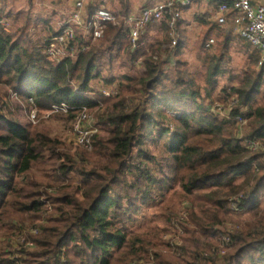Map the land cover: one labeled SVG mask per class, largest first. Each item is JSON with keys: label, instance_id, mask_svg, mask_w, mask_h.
<instances>
[{"label": "trees", "instance_id": "1", "mask_svg": "<svg viewBox=\"0 0 264 264\" xmlns=\"http://www.w3.org/2000/svg\"><path fill=\"white\" fill-rule=\"evenodd\" d=\"M99 9V2L88 3L83 17ZM2 18L0 13V22ZM29 22L14 33L0 23V83L39 109L65 102L71 118L85 106L105 135H94V151L86 161L68 154L56 164L59 142L0 112V221L8 229L0 240V264H133L155 244L129 232L120 219H129L131 206L140 205L137 201L154 200L155 190H164L168 181L184 195L201 192V211L191 210L189 226L181 223L186 236L175 244V252H153L154 264H264V217L259 216L264 196V63L252 60L255 70L221 90L219 98L229 108L228 116H221L210 109V102L205 104L212 91L203 95L170 53L160 59L154 42L143 49L139 75L102 76L101 69L111 71L119 64L124 21L107 25L110 44L104 50L95 49L75 29L69 45L74 54L58 58L46 48L60 26L31 42L25 39ZM213 29L204 28V49L213 44L205 45ZM220 33L226 45L230 32ZM184 42L181 35L175 55ZM127 48V60L133 63L141 49ZM254 52L259 62L258 50ZM221 62L219 55L209 63L207 84L225 73ZM96 78L101 86L94 88ZM111 87L116 93L105 96L102 90ZM237 115L245 120L242 126L233 120ZM148 141L161 144L165 154L152 153ZM52 159L57 165L53 182L68 179L56 193L51 183L30 174L36 163ZM244 211L254 218L239 228L224 225ZM32 218L35 224L26 225ZM13 234L18 237L11 242Z\"/></svg>", "mask_w": 264, "mask_h": 264}, {"label": "rangeland", "instance_id": "2", "mask_svg": "<svg viewBox=\"0 0 264 264\" xmlns=\"http://www.w3.org/2000/svg\"><path fill=\"white\" fill-rule=\"evenodd\" d=\"M89 1L90 0H83V12ZM98 1L100 0H96L95 2ZM73 6V0H0V13L3 17L0 23L7 32L14 33L23 26L27 19H30L27 28L28 33L25 39L27 40V38H29L31 42L38 41V39H42L45 33L49 32L51 29H57L67 18ZM116 25L118 26V23ZM42 26L45 27V29H43ZM223 30L224 26L218 27L216 30L212 31L210 37L214 39V42L209 48L204 49L201 44L205 37L204 29L193 26L190 28L188 36H184V45L180 46L181 51L177 55L174 53L177 46H170V37L167 28L163 30L158 29L155 32L151 29V32H153L152 40L147 39V45L149 42H154L155 48H157L159 50L158 52L161 54L160 59L166 60L168 53H170L169 55H172V57L174 56L173 58L179 59L182 62V64L179 65V69L190 73V77L200 88L203 95H205V90L212 91L210 97L205 100V104L207 105L210 102V109L218 115L229 110L226 102H223L222 98H219V94L222 93L221 90L226 86L236 84L238 79L243 77L244 73L255 70L259 65V62L256 61L258 55H255V48L242 39L235 30L229 33L230 39L228 43L224 45L222 39L223 34L220 33L218 35V33L221 31L223 32ZM80 32H82V36H86L83 38L85 40L89 39L92 46L97 50H104L110 44L105 33L102 39L93 42L91 36L86 33L85 30L81 28L79 33ZM121 40L124 50L120 49V52L116 56V62L119 64L114 65L111 71L105 68L101 69L102 76H114L115 79H117L123 74L139 75L141 73L142 66L140 62L143 57H145L143 49L147 46L137 53L135 62L130 63V60H127L128 43L125 33ZM77 45L78 44L75 43V46ZM147 52L149 53L150 51L147 50ZM219 55L222 57L221 68L225 70V73L218 74L213 83L207 84V67L213 60V57ZM252 60L258 63V65H254ZM98 84H100V81H98L97 78L93 79L92 85L95 86L94 88L101 86ZM261 88L262 90L264 89V84ZM0 112L5 113L10 118H15L31 132H39L40 134L47 135L55 140L56 145H58L59 142V145L56 147V152L57 155L61 157L55 158L56 164L60 161L65 162L68 154L75 156L78 161H86L88 156L93 154V142L89 149H85L74 142L72 133L73 117H69L67 112L52 111L49 110V108L39 109L31 102L15 95L12 89L1 83ZM88 113L93 118V122L96 123L94 113H90L89 111ZM97 127L99 128L100 126L97 125ZM95 134L105 135V131L98 129ZM147 147L152 153L156 154V156L165 154L161 148V144L155 145L152 141H148ZM45 156H48V152H45ZM97 159H99V156H97ZM52 162L53 159L36 163L30 174L39 182L42 181L45 184L51 183V190L56 193L61 191L60 186L67 183L68 179L64 182H53L52 177L56 174L54 167L57 165H52ZM70 176V178L78 180L76 175L70 174ZM72 183V186H76V183ZM172 183L174 184L173 181ZM166 184L169 185H165L164 190H161V192L155 190L153 194L154 200L143 203L137 201L140 205L131 206L128 220H126L125 217L120 219L121 223L126 224L129 232L137 233L141 238L151 240L155 244V246H147V253L144 252L141 260L133 264H154L155 257L153 252H158L162 256H168L175 252V244L182 242V236H186V233H184L181 227V223L189 226L191 222V210L196 213L200 210L197 206V201L200 200V196L197 194L201 192L195 190L193 196H187L182 193L177 185H172L169 181ZM48 189L50 190V188ZM260 200L261 212L259 216L264 217V196ZM51 211L52 210H49V212ZM253 218L254 216H252L251 213L244 211L237 214V216L233 217L231 220H227L224 225L227 226V228H239L242 222L250 221ZM5 222V220L0 221V240L6 236L8 231ZM35 222L36 220L32 218L26 220L25 224L31 226L34 225ZM9 237L11 242H14L18 236L13 234L9 235ZM21 239L19 241H21ZM170 242L174 243L172 247L169 246Z\"/></svg>", "mask_w": 264, "mask_h": 264}, {"label": "built area", "instance_id": "3", "mask_svg": "<svg viewBox=\"0 0 264 264\" xmlns=\"http://www.w3.org/2000/svg\"><path fill=\"white\" fill-rule=\"evenodd\" d=\"M195 0H165L151 6L140 9L136 16H129L124 21L125 36L130 49L138 50L147 46V29L155 21L162 20L167 16V30L170 37V46L176 47L179 43L180 32L177 30V22L183 7ZM212 2L218 12L216 20L223 23L226 13L232 9L237 14L235 22L239 36L250 46L259 52V64L264 63V1L260 4H253L252 0H206ZM83 0H75L73 9L67 18L60 24V32L50 39V44L46 48V53L53 58L72 56L74 49L69 47L71 40L75 36V29L85 30L91 36L93 42L103 38L105 29L109 23H117L115 16L108 10L99 9L91 14L87 19L83 17ZM213 39L209 38L206 46H210ZM83 49V48H82ZM105 96L116 93V88L103 89ZM68 109V104L61 102L51 104L49 110L64 111ZM222 116H228V111ZM236 125H243L244 119L239 115L234 116ZM72 133L74 142L85 149H89L93 142L95 132L99 129L93 122L85 106H81L72 118ZM254 147V142L251 144ZM231 208L238 209L235 202H231ZM228 243L230 238H222ZM21 241H24L23 238ZM174 243L170 242L169 246ZM225 250L222 249L221 253Z\"/></svg>", "mask_w": 264, "mask_h": 264}, {"label": "crops", "instance_id": "4", "mask_svg": "<svg viewBox=\"0 0 264 264\" xmlns=\"http://www.w3.org/2000/svg\"><path fill=\"white\" fill-rule=\"evenodd\" d=\"M73 1L75 2V0ZM95 1L96 0H90L89 3L96 4L99 2V5L102 9L105 8V10L110 11L117 18L118 22H122L125 21L126 18L129 16H136L140 9L154 5L159 2L161 3L165 0H100L98 2ZM263 1L264 0H252L253 4L255 5L260 4ZM218 15L219 14L212 2L206 0H195L191 2L190 4L182 8L180 13V19L177 22V30L180 32V37L181 35L188 36L189 30L193 26H196L200 29H209V27L211 26H213V28L216 27L217 29L218 27L224 26L223 32H231L232 30H235L238 34L237 23L235 22L237 14L234 10L230 9L226 13L223 23L217 22L216 17ZM166 23L167 16H165L160 21H155L154 23H152L151 26H149L147 29V39L152 40L153 32H151V29L154 30V32L158 29H166ZM216 29H213V31Z\"/></svg>", "mask_w": 264, "mask_h": 264}]
</instances>
